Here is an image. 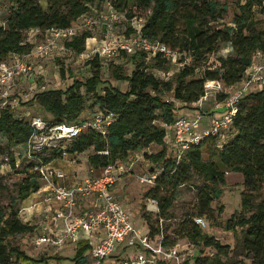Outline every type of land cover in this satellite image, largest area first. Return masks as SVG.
Returning a JSON list of instances; mask_svg holds the SVG:
<instances>
[{"label":"trees","instance_id":"trees-1","mask_svg":"<svg viewBox=\"0 0 264 264\" xmlns=\"http://www.w3.org/2000/svg\"><path fill=\"white\" fill-rule=\"evenodd\" d=\"M6 1L9 15L5 18L7 25L0 26V62L13 55L31 53L33 46L27 40L31 30L38 29L44 35L54 28H71L91 13L94 6L109 3L113 9L130 19L135 16L146 17L144 36L151 41L158 40L177 52V61L183 67L169 80H162L149 69L170 72L171 60L161 54L148 60L144 52L129 56L136 65L130 75L122 76L129 83V90L111 87L105 95L97 98L101 112L116 116L106 134L86 126L70 144L50 150L52 154L49 157L37 156L39 162L30 166L34 172L22 179L18 194L8 210L0 208V264H14V259L26 264L37 262L10 242L18 234L33 231L29 223L19 218L17 208L42 188V175L36 171L37 167L63 159L65 151L70 155L90 152L88 162L98 172L96 175H100L105 167L126 162L132 153L144 152L147 155L146 151L153 145L163 147L158 154L149 155L158 165L153 173L161 169V174L146 196L157 202L160 210L158 217L169 219L170 209L176 200V190L188 183L190 170L206 181L199 195L203 206L200 216L208 214L214 200L223 195V190L218 186L226 184L227 173H240L245 187L243 211L227 220L226 229L236 234L241 232L242 248L253 264H264V201L255 205V200L264 188V90L247 96L241 102L227 139L212 136L204 138L186 153L178 165L168 154L165 142L167 129L164 126L175 122L179 108L176 102L189 107L206 97L207 83H222L228 89L243 80L253 64L255 54L264 52V19H256L254 12L256 6L264 9V0H244L240 12L235 14L231 23L221 22L227 14V7L218 0ZM91 38L92 33L86 31L66 42L65 46L83 54L87 40ZM224 46L232 48L229 56L220 57L218 65L210 64ZM91 63L97 69L86 82L75 80L65 90H45L34 97L33 102H38L42 109L53 116V120L48 122L50 125H83L89 122L80 119L86 107L82 88H86L88 93H95L103 84L99 55ZM168 93L173 94L174 100L165 99ZM228 96L226 92L219 93L218 101L221 103ZM38 132L32 122L16 118L11 106L6 107L0 114V155L5 150L27 145ZM204 153H207L209 161L204 160ZM7 156L11 168L16 169L15 154L9 152ZM4 165L5 162L0 161V169ZM181 232L183 238L200 245L202 253L208 248H214L219 256L227 257L232 253L231 246L208 236L193 218L183 222ZM148 233L153 239L162 236L167 246L176 245V240L170 242V237L164 236L160 227L149 224ZM89 250L88 244L80 248L73 258L75 264H88L86 253ZM205 263L206 259L202 257L184 262Z\"/></svg>","mask_w":264,"mask_h":264},{"label":"rangeland","instance_id":"rangeland-1","mask_svg":"<svg viewBox=\"0 0 264 264\" xmlns=\"http://www.w3.org/2000/svg\"><path fill=\"white\" fill-rule=\"evenodd\" d=\"M222 6L227 7V14L222 23H231L235 14L240 12V6L245 2L244 0H218ZM6 0H0V17L6 18L9 15V6L6 4ZM110 4L105 3L103 5H96L93 7L91 13L81 18L82 28L79 30V34L89 31L92 33L95 40L91 41V47L88 48L86 44L85 53L86 57H82L79 52L71 50L65 46L66 42H70V39H63L60 42V46L54 50L51 57H42L36 53L38 46L42 45L46 41V36L34 31H30L27 34V40L33 46V50L29 54L21 55L27 59L33 68V71L29 76L19 77L14 80L9 86H0V114L3 109L11 106L14 115L19 119H27L32 122L36 118H41L44 121L50 122L53 120V116L42 109L38 102H33L34 97L45 91L52 89H67L75 80L86 82L93 77L97 67L92 60L96 58V53L92 47L100 45V41L105 34V28L103 26L102 14L110 13ZM262 7L256 6L254 12L256 13V19H264V12ZM123 14L122 20L115 25V34L129 35L131 33L130 18ZM87 21L91 23L88 24ZM232 51L230 46H224L220 52L211 59L212 65H218V59L220 57H228ZM12 61V58L8 59ZM178 60V59H177ZM99 63L101 67V78L103 84H101L95 93H88L86 88H82V93L86 96V107L80 117L81 120H92L97 112L101 109L97 103L98 96H103L108 88L114 87L122 91L129 90V83L122 79V76L130 75L136 68L135 63L131 60V57L121 54L112 58H103L99 56ZM258 63L263 65L264 62L258 60ZM147 64H150L148 62ZM150 66V65H149ZM183 65L178 61L172 62L170 72L164 70H158L150 68L149 71L154 73L159 79L169 80ZM233 89H227L228 92H232ZM227 92V93H228ZM219 92L213 88L207 89V96L200 102L189 106L188 108L195 111L199 110L206 115L210 120L215 115H218L221 106L218 101ZM166 100H174L173 94L168 93L165 96ZM181 108H187L182 103L176 102ZM179 108V109H180ZM181 108V109H182ZM217 110V111H216ZM222 113V112H221ZM5 144V141L2 142ZM68 143H61L63 147ZM169 156L173 157V152L169 145H166ZM163 147H153L142 153H132L135 158V165L133 169L126 173L121 180L116 184L117 196L123 203L125 208L130 212L132 218L135 221L137 227L144 233L149 232V224L155 227H160L164 236L170 237V242L176 240V245L180 246L182 251V258L196 259L202 257L206 259L205 264H253L252 259L248 253L242 248L243 234L230 232L226 229V222L234 214H240L243 211L242 199L243 192L245 191L244 179L240 173H227L226 184L220 185L218 188L223 190V195L215 199L212 203V207L208 214L200 216V210L202 209V203L200 200V190L205 187V179L190 170L188 172V183L181 186L176 190V200L174 206L170 209L169 219H161L158 217L160 213L159 206L154 202V199L147 198L146 194L152 188L151 185L142 183L141 177L153 173L157 163L152 160L150 156L156 155L161 152ZM14 153L16 157L17 168L12 169L9 165L8 153ZM52 154L50 150L35 151L32 148V143L23 145L14 149L5 150L0 155V161L5 162V165L0 169V208L8 210L12 204L14 198L18 194L19 184L24 177L32 174L31 164H37L39 161L36 158L49 157ZM90 152L81 155H68L63 159L55 160L52 168L61 169L65 175L71 173L70 167L72 162L78 165V168L84 172V177L96 175L88 162ZM150 155V156H149ZM204 160L209 161L207 153H204ZM129 165V161L125 162ZM64 164L62 167L59 165ZM50 165V164H49ZM49 167V166H48ZM42 186L45 185L44 181ZM33 204L29 202H22L18 206L19 218L29 223L33 227L32 232L25 234H18L10 239L13 247L19 248L30 258L37 260L34 264H75L74 257L77 250L71 248H62L61 246L54 245L53 243H40L38 240L43 236L52 237L48 234L49 231H45L47 226L53 227L48 217L52 214H48L42 199L39 198ZM264 201V188L255 200V205ZM196 218H204L207 224V228L204 232L211 237L219 240L224 245L231 246L232 253L230 256H219L214 248L206 249V252L202 253V247L193 243L188 238H183L181 227L185 220ZM196 222V221H195ZM162 236L155 238V241L161 240ZM132 251L129 249L128 253ZM89 251L86 253V255ZM39 261V262H38ZM127 261V255L122 253L121 255H115L109 259L105 264H125ZM185 261L172 264H184ZM88 264H93L92 256L88 257ZM14 264H26L22 261L14 259Z\"/></svg>","mask_w":264,"mask_h":264},{"label":"built area","instance_id":"built-area-1","mask_svg":"<svg viewBox=\"0 0 264 264\" xmlns=\"http://www.w3.org/2000/svg\"><path fill=\"white\" fill-rule=\"evenodd\" d=\"M109 14H102L105 34L100 45L92 47L96 55L103 58H112L125 54L128 56L144 52L148 60L161 54L164 58L176 62L178 53L169 49L160 41H151L143 34L147 18L135 16L129 23L131 33L129 35H116L115 25L119 23L123 14L110 6ZM85 17V16H84ZM83 18V17H82ZM90 24V21H87ZM7 20L0 17V26L5 27ZM81 19L78 23L67 29L54 28L44 35L46 41L38 46L36 53L42 57H51L54 50L60 46L63 39L70 41L79 34L82 28ZM32 31L41 33L38 29ZM91 38L87 40L90 48ZM82 57L88 56L85 52ZM12 61L0 62V86H9L19 77L29 76L33 71L27 59L21 55H13ZM264 52H257L253 59L252 66L246 71L244 78L237 85L229 88L234 90L228 92L222 83H207V89L213 88L219 93L228 92L226 98L219 105L224 110L222 114L210 118V126L201 129L206 115L197 111L193 115H178L172 125L165 124L167 136L165 142L171 147L173 158L176 164H180L186 153L196 145H199L204 138L216 137L225 140L229 137L234 119L238 113L241 102L249 95L264 90ZM113 113L97 112L93 119L86 124H61L50 125L41 118L32 121V125L39 131L32 138V148L35 151H45L62 148L61 143L72 142L83 132L86 126L106 134L108 127L115 121ZM69 153L64 152V157ZM129 165L119 162L105 167L100 175L87 177L84 181L73 186H64L55 180L64 179L63 172L55 171L47 166H40L36 171L42 175L45 182V202L50 205L49 212L52 216L48 220L54 223V227L47 226L45 231L52 237L43 236L38 244L53 243L54 245L68 248L78 241L81 236L90 247L89 256L93 258V264H105L115 255L125 253L127 261L125 264H172L180 263L183 254L180 246H167L161 240L155 241L149 233L142 232L135 224L130 212L114 192L116 184L135 165V158L131 155L128 159ZM161 169L156 173L141 177L142 183L154 186ZM84 200H93L91 208L85 212H79L81 203ZM155 203H157L154 200ZM58 205L59 209L53 210L52 206ZM196 223L202 228H207L204 218H196ZM131 253H128V250ZM88 256V257H89ZM190 259V258H189Z\"/></svg>","mask_w":264,"mask_h":264},{"label":"crops","instance_id":"crops-1","mask_svg":"<svg viewBox=\"0 0 264 264\" xmlns=\"http://www.w3.org/2000/svg\"><path fill=\"white\" fill-rule=\"evenodd\" d=\"M46 4V3H45ZM232 49V48H231ZM180 108V107H179ZM178 108V115H193L195 114L197 111L193 110V109H190V108ZM217 111V110H216ZM224 110L221 108L218 110V112H220L218 115L222 114L221 112H223ZM210 126V121L209 119H206L203 124H202V127L201 129H206L207 127ZM153 147H161L159 145H153L151 146V148ZM150 148V149H151ZM79 156V155H78ZM54 163H56V161L52 162L50 165H49V168L53 169L56 171L55 168H52L50 166H53ZM73 164H71V168H72V171H70L71 173H68L66 175V178L64 179H59V180H55V182L59 183L60 185H64V186H73L75 184H79L81 183L82 181H84L86 178L84 177V172L78 168V165L75 163V162H72ZM64 164H60L59 167H62ZM58 171H60L61 169H57ZM153 170V169H152ZM61 172V171H60ZM117 190L118 189H114V192L115 194L117 193ZM45 185L42 186V188L40 189L39 192L37 193H34L32 194L27 200L26 202H29L30 204H33L34 202H37L36 200L41 198L42 199V202L44 203L46 209L49 211L50 210V205L48 203L45 202ZM117 195V194H116ZM118 197V196H117ZM93 205V200H84L82 203H81V206L79 208V212L83 213L85 212L87 209L91 208ZM52 209L55 211L57 209H59V206L58 205H53L52 206ZM49 215L52 214V212H49L48 213ZM52 224V222H51ZM54 223H53V227H54ZM85 244H87L86 240L83 238V236H81V238L76 241L75 243L71 244V246H69L68 248H71L72 250H79L80 248L84 247ZM77 253V252H76ZM87 256H89V254H87Z\"/></svg>","mask_w":264,"mask_h":264},{"label":"bare ground","instance_id":"bare-ground-1","mask_svg":"<svg viewBox=\"0 0 264 264\" xmlns=\"http://www.w3.org/2000/svg\"><path fill=\"white\" fill-rule=\"evenodd\" d=\"M90 43H91V41H90Z\"/></svg>","mask_w":264,"mask_h":264}]
</instances>
